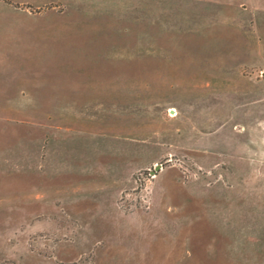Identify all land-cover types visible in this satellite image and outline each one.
<instances>
[{
  "label": "rangeland",
  "instance_id": "1",
  "mask_svg": "<svg viewBox=\"0 0 264 264\" xmlns=\"http://www.w3.org/2000/svg\"><path fill=\"white\" fill-rule=\"evenodd\" d=\"M0 264H264V0H0Z\"/></svg>",
  "mask_w": 264,
  "mask_h": 264
},
{
  "label": "water",
  "instance_id": "2",
  "mask_svg": "<svg viewBox=\"0 0 264 264\" xmlns=\"http://www.w3.org/2000/svg\"><path fill=\"white\" fill-rule=\"evenodd\" d=\"M159 168H160V166H158V169H159ZM158 169H157V170H158Z\"/></svg>",
  "mask_w": 264,
  "mask_h": 264
}]
</instances>
